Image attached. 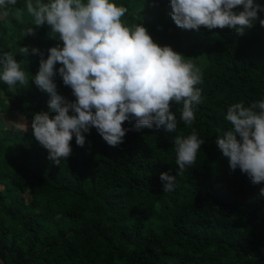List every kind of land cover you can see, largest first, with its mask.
Returning a JSON list of instances; mask_svg holds the SVG:
<instances>
[{
  "label": "trees",
  "instance_id": "16d2710c",
  "mask_svg": "<svg viewBox=\"0 0 264 264\" xmlns=\"http://www.w3.org/2000/svg\"><path fill=\"white\" fill-rule=\"evenodd\" d=\"M114 2L128 8L122 19L129 26L142 24L155 43L200 70L204 103L191 128L179 120L182 105H172L175 132L137 131L125 122L131 130L117 147L92 128L84 147L73 137L72 155L57 166L31 128L35 114H56L50 95L31 80L40 57H24L19 48H38L47 59L63 42L51 38L47 24L25 37L34 27L26 8L20 21L14 12L0 16V52H13L29 73L28 86L17 85L16 92L0 81V264H264V183L232 171L215 143L232 127L226 120L232 104L264 100V27L257 20L243 35L230 28L187 30L172 20L170 0ZM254 2L264 6V0ZM25 3L18 0L16 7ZM258 15L264 19V11ZM60 67L58 94L74 102ZM12 100L27 131L4 119ZM193 130L205 143L177 176L175 190L164 192L161 173L179 171L174 140Z\"/></svg>",
  "mask_w": 264,
  "mask_h": 264
},
{
  "label": "clouds",
  "instance_id": "9594fccd",
  "mask_svg": "<svg viewBox=\"0 0 264 264\" xmlns=\"http://www.w3.org/2000/svg\"><path fill=\"white\" fill-rule=\"evenodd\" d=\"M17 3L0 0V16L14 12L20 21L26 8L34 27L26 28L25 37L47 24L51 38L63 42L62 47L57 44L48 50L47 59L38 48H19L24 57H40L39 71L31 80L50 95L48 107L56 114H35L31 128L36 141L47 150L48 159L57 166L72 155L73 137L84 147L85 133L90 134L92 128L111 147L124 143L131 130L123 127L125 122L134 123L137 131L166 127L175 132L179 121L172 105H182L179 120L192 127L198 106L204 103L197 87L200 70L171 47L155 43L142 24L129 26L122 19L129 11L127 7L114 0H26L20 8ZM170 6L172 20L182 29L230 28L243 35L257 20L264 27V19L258 15L264 6L254 0H170ZM238 6L243 10L234 11ZM57 63L62 65L59 75L72 89L74 102L58 94L54 82ZM0 81L12 92L17 85L29 84V73L13 52H0ZM226 120L232 127L215 143L230 169L239 168L253 184L264 183V100L248 107L232 104ZM14 124L17 129L28 130L24 123ZM204 143L195 130L187 137L176 136L179 171L176 176L161 173L164 192L175 190L177 176L195 163ZM260 195L264 196V188Z\"/></svg>",
  "mask_w": 264,
  "mask_h": 264
},
{
  "label": "rangeland",
  "instance_id": "374dc122",
  "mask_svg": "<svg viewBox=\"0 0 264 264\" xmlns=\"http://www.w3.org/2000/svg\"><path fill=\"white\" fill-rule=\"evenodd\" d=\"M12 104V110L8 113H4V119L9 123V124H14V123H24L27 126H29V124H27L26 119L19 114L18 109H17V101L16 100H12L11 101ZM23 128V127H22ZM25 129V128H23Z\"/></svg>",
  "mask_w": 264,
  "mask_h": 264
}]
</instances>
